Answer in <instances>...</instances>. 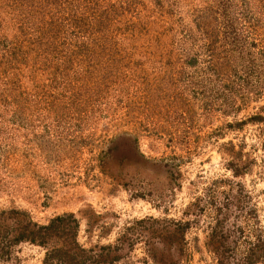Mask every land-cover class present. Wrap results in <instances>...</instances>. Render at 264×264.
Segmentation results:
<instances>
[{
	"label": "rangeland",
	"instance_id": "1",
	"mask_svg": "<svg viewBox=\"0 0 264 264\" xmlns=\"http://www.w3.org/2000/svg\"><path fill=\"white\" fill-rule=\"evenodd\" d=\"M255 117L264 0H0V264H44L11 240L62 215L80 264H243Z\"/></svg>",
	"mask_w": 264,
	"mask_h": 264
},
{
	"label": "trees",
	"instance_id": "2",
	"mask_svg": "<svg viewBox=\"0 0 264 264\" xmlns=\"http://www.w3.org/2000/svg\"><path fill=\"white\" fill-rule=\"evenodd\" d=\"M255 119L262 123L264 130V119L261 117H255ZM76 228L77 224L71 215L56 216L42 226L27 220L24 225L17 227L18 234L11 241L16 243L24 240L46 249L43 259L44 264H52L53 261L57 264H80L77 257L83 255L84 250L74 242ZM58 242H65V244L55 247ZM66 244L69 245L68 248H66ZM261 250L264 251V241L259 240L249 249L248 256L243 264L260 261L256 252H262ZM103 256L105 255L99 252L94 257L100 260Z\"/></svg>",
	"mask_w": 264,
	"mask_h": 264
}]
</instances>
